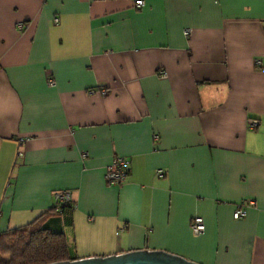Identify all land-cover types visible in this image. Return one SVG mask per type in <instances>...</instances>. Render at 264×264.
Wrapping results in <instances>:
<instances>
[{"label":"crops","instance_id":"0c3cea01","mask_svg":"<svg viewBox=\"0 0 264 264\" xmlns=\"http://www.w3.org/2000/svg\"><path fill=\"white\" fill-rule=\"evenodd\" d=\"M135 1L0 0V232L61 233L70 260L264 264V0Z\"/></svg>","mask_w":264,"mask_h":264},{"label":"trees","instance_id":"16d2710c","mask_svg":"<svg viewBox=\"0 0 264 264\" xmlns=\"http://www.w3.org/2000/svg\"><path fill=\"white\" fill-rule=\"evenodd\" d=\"M71 203L58 209L71 208ZM70 261L63 234L31 223L0 232V264H51Z\"/></svg>","mask_w":264,"mask_h":264},{"label":"built area","instance_id":"2783aa9c","mask_svg":"<svg viewBox=\"0 0 264 264\" xmlns=\"http://www.w3.org/2000/svg\"><path fill=\"white\" fill-rule=\"evenodd\" d=\"M135 6H141L142 2L140 0H137L134 2ZM57 20H53V23H56ZM17 29L22 28V24H17L16 25ZM188 34L187 31L184 32V36ZM255 65H258V62H255ZM158 76L163 77L164 72L160 71L157 73ZM46 84L48 87H52L54 85L53 81L49 78L46 80ZM92 92V91H91ZM90 92V93H91ZM99 93L101 95L105 94L104 90H100ZM258 123L255 120H247V126L249 129H255L257 127ZM18 156H20V153H18ZM81 158H84V154H80ZM127 168H128V161L124 158H115L112 160V162L104 169L103 173V179L105 183L109 186H117L120 185L127 174ZM155 176L157 177H162L163 176V171L162 170H156L155 171ZM53 197V202L55 206L62 207L64 204H69L71 203V194L67 190L63 191H56L52 194ZM253 206L252 202H245V203H240L235 206L234 211L232 213V219L233 220H240L245 217L246 215V210L250 207ZM203 222L200 218L194 217L189 223V231L191 232L192 235L198 236L203 232Z\"/></svg>","mask_w":264,"mask_h":264},{"label":"water","instance_id":"95a60500","mask_svg":"<svg viewBox=\"0 0 264 264\" xmlns=\"http://www.w3.org/2000/svg\"><path fill=\"white\" fill-rule=\"evenodd\" d=\"M51 264H196L182 257L163 251H130L120 255L102 258H85L61 261Z\"/></svg>","mask_w":264,"mask_h":264},{"label":"rangeland","instance_id":"374dc122","mask_svg":"<svg viewBox=\"0 0 264 264\" xmlns=\"http://www.w3.org/2000/svg\"><path fill=\"white\" fill-rule=\"evenodd\" d=\"M99 258V257H98Z\"/></svg>","mask_w":264,"mask_h":264}]
</instances>
